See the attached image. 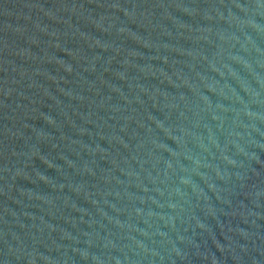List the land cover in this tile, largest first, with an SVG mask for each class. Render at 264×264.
Returning a JSON list of instances; mask_svg holds the SVG:
<instances>
[{"label": "water", "instance_id": "obj_1", "mask_svg": "<svg viewBox=\"0 0 264 264\" xmlns=\"http://www.w3.org/2000/svg\"><path fill=\"white\" fill-rule=\"evenodd\" d=\"M0 264H264V0H0Z\"/></svg>", "mask_w": 264, "mask_h": 264}]
</instances>
